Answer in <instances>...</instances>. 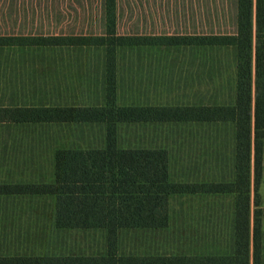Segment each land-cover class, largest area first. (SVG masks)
Listing matches in <instances>:
<instances>
[{"label":"rangeland","instance_id":"obj_1","mask_svg":"<svg viewBox=\"0 0 264 264\" xmlns=\"http://www.w3.org/2000/svg\"><path fill=\"white\" fill-rule=\"evenodd\" d=\"M102 1L0 0V35H102ZM118 6L123 36L236 29V0H118ZM235 53L233 47L166 46L118 53L115 180L121 189L147 161L160 160L154 192L169 212L165 229L121 230L119 256L233 255L236 196L212 191L235 180L236 126L196 120L235 104ZM0 110L38 111L43 120L0 123V264L107 257L104 231L59 229L54 216L71 169L90 171L106 153L105 125L80 122L110 111L104 50L0 49ZM259 193L264 209V170ZM261 223L264 232V217Z\"/></svg>","mask_w":264,"mask_h":264},{"label":"trees","instance_id":"obj_2","mask_svg":"<svg viewBox=\"0 0 264 264\" xmlns=\"http://www.w3.org/2000/svg\"><path fill=\"white\" fill-rule=\"evenodd\" d=\"M102 35L2 36L5 48L96 47L104 50L105 100L107 115L93 114L80 122L106 125V153L90 171L71 169L67 183L55 198V222L59 229L102 230L107 257L67 258L58 261L37 259L32 264H264L260 209V186L264 153V0H236L235 31L228 34L129 35L118 33V0H103ZM233 47L236 50L235 104L204 122H232L235 133V180L216 185L212 193L234 194L233 255L229 257L139 258L121 257L117 237L123 229H165L169 223L167 202L154 189L163 170L160 160L151 159L137 173L133 183L118 188L117 56L125 49L139 47ZM38 111L0 110V123L41 122ZM130 122V121H129ZM254 174V175H253ZM254 176V178L252 177ZM254 185L256 211L252 215L250 194ZM253 219V221H252Z\"/></svg>","mask_w":264,"mask_h":264},{"label":"crops","instance_id":"obj_3","mask_svg":"<svg viewBox=\"0 0 264 264\" xmlns=\"http://www.w3.org/2000/svg\"><path fill=\"white\" fill-rule=\"evenodd\" d=\"M42 122V121H41ZM82 123H90V122H82ZM90 124H95V123H90ZM96 124H99V123H96ZM102 124V123H100ZM105 125V124H103ZM118 139V138H117ZM118 143V142H117ZM105 148H106V125H105ZM264 154V153H263ZM263 170H264V161H263ZM56 198V197H55ZM55 205V204H54ZM54 216H55V207H54ZM55 225H56V222H55ZM57 227V226H56Z\"/></svg>","mask_w":264,"mask_h":264}]
</instances>
